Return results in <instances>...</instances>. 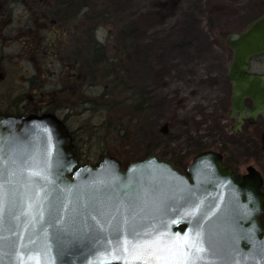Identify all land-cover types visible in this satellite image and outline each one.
I'll return each instance as SVG.
<instances>
[{
	"label": "water",
	"instance_id": "obj_1",
	"mask_svg": "<svg viewBox=\"0 0 264 264\" xmlns=\"http://www.w3.org/2000/svg\"><path fill=\"white\" fill-rule=\"evenodd\" d=\"M225 44L232 51L226 71V79L231 84L229 117L234 121L233 132L239 134L246 121L255 124L259 117L264 118V73L252 71L253 59L264 55V13L245 29L229 34ZM10 158L34 160L37 164L47 161L49 178L54 185L49 201L63 199L68 205V210L61 213L66 228L59 243L56 227L44 225L54 264L94 262L90 240L96 233L89 226H95L92 216L101 223L105 218L95 212L89 215L83 208L79 214L71 211L77 203L83 206L93 201L102 202L117 219L124 211L120 207L117 212L119 206L137 202L144 208L140 215L146 217L143 220L146 226H158L162 220L168 225L167 231L180 232L182 236L197 226L198 218L200 227L212 236L219 252L218 256L209 257L214 264H264V225L260 220L264 214V178L254 165H249L247 173L238 181L233 169L224 164L223 154L213 150L193 158L188 167L190 177L180 173L172 161L160 159L158 155L132 162L127 167L115 156L105 157L96 166L78 167L72 135L54 114L22 118L0 115V162H3L0 170ZM49 187L44 186V191ZM197 206V217L185 215ZM164 208L176 211L162 215ZM24 220L21 216V222ZM44 221L55 224L47 211ZM181 225L185 229L177 230ZM8 228L12 229L11 233ZM0 234L10 240L17 239L14 222L0 223ZM18 235L24 237L25 244L30 236L40 246L45 243L40 224L35 230L29 227ZM59 245L63 246V255ZM0 261L16 264V257L10 248L4 247L0 248Z\"/></svg>",
	"mask_w": 264,
	"mask_h": 264
},
{
	"label": "rangeland",
	"instance_id": "obj_2",
	"mask_svg": "<svg viewBox=\"0 0 264 264\" xmlns=\"http://www.w3.org/2000/svg\"><path fill=\"white\" fill-rule=\"evenodd\" d=\"M77 1L83 3V0ZM92 1L98 10H107L109 17L108 22L98 26L92 21L97 28V40L105 43L97 57V85L87 92L96 99L92 104L77 108L70 121L72 127L86 129L80 143L83 162L95 164L110 155L127 166L151 152L185 167L195 155L192 146L196 142L211 145L219 140L223 143L221 138H224L235 144L226 152L218 149V143L211 149L224 154L225 164L235 167L240 174L248 165H254L264 178V119L255 126L244 125L237 140L231 135L234 121L228 115L229 109L221 113L222 105L230 103L231 93L226 71L232 51L225 40L229 34L244 29L249 18L260 15L264 0ZM134 26L142 28L136 39L115 36L119 28ZM133 38L141 41L142 48L147 50L151 59L147 69L138 61L128 62L127 47L136 45L131 44ZM104 53L106 58H113L114 67L104 63ZM121 68L126 70L123 74L128 76L131 92H124L123 87H112V73ZM263 70L264 55L252 62V71ZM107 91L112 92L108 97L109 106L119 102L112 108L103 103ZM144 91L153 92L150 96L156 108L149 117L146 131L142 129L143 123L130 121L128 108L133 101L127 100L132 93L137 100L138 94ZM138 127L141 130H137ZM121 130L126 131L124 138ZM244 145L249 150L258 145V157L248 155ZM260 218L264 224V214Z\"/></svg>",
	"mask_w": 264,
	"mask_h": 264
},
{
	"label": "flooded vegetation",
	"instance_id": "obj_3",
	"mask_svg": "<svg viewBox=\"0 0 264 264\" xmlns=\"http://www.w3.org/2000/svg\"><path fill=\"white\" fill-rule=\"evenodd\" d=\"M79 3L77 0H0V115L15 118L56 115L72 135L77 158L84 156L80 143L86 129L72 127L70 121L77 108L96 99L87 92L97 85V57L105 48L102 39L99 42L96 38L97 28L83 17ZM112 59L103 54L102 60L110 67L115 66ZM260 119L264 118L259 117L255 124L246 121L244 125L255 126ZM169 161L190 177L188 167L192 161L185 167ZM223 162H226L224 154ZM228 166L237 181L247 173V167L240 174L235 167ZM184 229L181 225L177 230Z\"/></svg>",
	"mask_w": 264,
	"mask_h": 264
},
{
	"label": "snow or ice",
	"instance_id": "obj_4",
	"mask_svg": "<svg viewBox=\"0 0 264 264\" xmlns=\"http://www.w3.org/2000/svg\"><path fill=\"white\" fill-rule=\"evenodd\" d=\"M46 185L51 187L44 191ZM53 187L47 161L37 164L34 160L29 162L10 158L0 170V223L14 222L17 234L15 240L0 234V248H10L16 257V264H54L55 258L51 254V246L47 243L48 232L44 225L47 223L56 227L59 243V238L66 228L61 213L68 210V205L63 199L49 201ZM120 207L124 209L120 213V219L110 215L105 205L99 201L83 206L77 203L71 209L74 214H79L83 208L89 215L95 212L105 218V222L101 223L96 216H92L95 226L89 227L96 235L91 238L90 243L95 260L90 264H112L113 261H119L120 264H214L209 257L219 255L212 236L205 234L198 218L197 226L182 236L180 232L167 231L168 225L162 220L158 226H146L143 223L146 217L140 215L144 208L137 202L121 205L116 209L117 212ZM45 211L55 222L54 225L50 221H44ZM169 211L176 209L164 208L161 214L166 215ZM198 211L197 206L185 215L197 217ZM21 216L25 217L23 222ZM37 224H40L43 230V246L38 245L37 240L31 236L26 244L23 243L24 237L18 234L27 231L29 227L35 230ZM6 230L12 232L11 228ZM59 248L60 255H63V246L59 245Z\"/></svg>",
	"mask_w": 264,
	"mask_h": 264
},
{
	"label": "trees",
	"instance_id": "obj_5",
	"mask_svg": "<svg viewBox=\"0 0 264 264\" xmlns=\"http://www.w3.org/2000/svg\"><path fill=\"white\" fill-rule=\"evenodd\" d=\"M81 6H82L81 9H83V12H85V17H84L85 19L90 20V21H94L97 26H98V24L100 25L103 22H108V19H107V17H109L108 11L105 9L104 10H98L97 5L94 4V2L92 0L91 1L83 0V3H81ZM263 13H264V10L260 12V15H262ZM260 15H258L257 17H254L252 19L249 18L248 21H246L247 25L249 23H251L253 20H255L256 18H258ZM247 25L245 27H247ZM141 30H142V28L140 26L128 27L127 29L121 27L116 32L115 36L116 37H122L125 40L127 38L130 39L132 37L135 38L140 33ZM134 38H133V40H134ZM133 40L131 42L132 46L134 44H136V45L134 46V48H128L127 47L128 50L126 52V56H127L128 61H129V64L133 63L134 61L135 62L138 61L141 64L140 65L141 67L143 66L146 69L149 68V63L151 62V59L149 58L147 50L145 48L144 49L142 48V46H141L142 42L141 41H137V40L133 41ZM119 44L122 45L124 43L119 42ZM128 70L130 71V69H128ZM125 71H126L125 69L124 70L122 69L119 71H116V70L113 71V75H112L113 76V83L111 82L113 85L112 87H113V89L115 87H123L122 90L124 92H126V91L131 92L133 89L129 88L127 85L128 76H127V74H123V73H126ZM150 93L153 96L152 91H147V92L144 91V94H141V95L138 94L137 100H135L136 96L134 97V93H132V95L130 94L127 97V100L134 102V103L132 102V104H130V108H128L130 110V121L131 122L135 121V124L143 123L144 126L142 127V129L144 131H146V127L148 126L149 117L151 116L153 111H155V109H156L155 104H154L155 101L150 96ZM111 94H112L111 91H107L104 94L105 96H107V98L105 97L106 99L103 101V103L105 104V106L108 105L107 107H109V108H112L113 106H115L116 104L119 103V102L115 101L112 106H109L108 97ZM229 108H230V103H228L227 105H222V112L221 113L225 114ZM137 126H139V125H137ZM137 130H141V127H138ZM163 131L165 132L166 130L163 129ZM125 133H126L125 130L120 131L122 138L125 137ZM143 135H146V133ZM231 135H233V137H236L237 140L241 137V134L237 136V135L232 133ZM221 141L223 143H220V140L218 142L212 143L211 145L204 143L205 146H204L203 142H196L192 147H193L194 151H196L195 152V155H196L199 152H202L205 150H210L211 148L214 147V146H212L213 144H217V143L220 144L217 147L221 152H226L228 149H230V145L235 144V141L225 140L224 138H221ZM244 146H245L244 149H248L246 147V145H244ZM247 151H248L247 154L250 155L251 157H254V156L258 157V153L260 152V149H259V146L256 145L255 147L253 146L252 149H250V150L248 149ZM150 155H151V152L148 153L147 157ZM78 158H79L80 164H87V162L86 163L83 162L82 156H79ZM226 161H227V159H226Z\"/></svg>",
	"mask_w": 264,
	"mask_h": 264
}]
</instances>
